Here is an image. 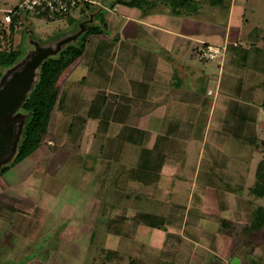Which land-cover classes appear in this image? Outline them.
Here are the masks:
<instances>
[{
	"label": "rangeland",
	"instance_id": "374dc122",
	"mask_svg": "<svg viewBox=\"0 0 264 264\" xmlns=\"http://www.w3.org/2000/svg\"><path fill=\"white\" fill-rule=\"evenodd\" d=\"M221 3L222 6H214L209 0H199L197 7L185 4L180 13L173 16L160 13L143 16V19L158 24H177L183 17L199 19L204 24V36L208 37V43L201 46L218 47L221 54L215 60L222 57L219 71L218 62L201 59L198 48V65L204 70L205 67L209 69L208 74L218 76L220 84L217 80L207 84L208 81L203 79L199 84V96L189 94L194 89H186L183 103H170L162 111L165 116L179 119L177 124L180 126L175 129L181 132L175 136V142L169 143V163L157 185V199L134 202L128 197L135 193L133 181L128 183L129 190L117 191L112 185L116 178L115 165L112 166L102 156L117 155L119 149L122 150L125 144L123 132L115 125L104 126L100 119L95 126L85 119L87 108L96 101L101 104L110 102L109 109L122 102L131 108V104L139 99L136 94L140 92L135 94V90L140 88L133 87L136 81L123 73L118 74L120 63H117V56L112 61L111 71L108 75L105 72L103 79L99 73H87L83 63L70 72V76L68 74L64 84L59 86L61 99L42 145L29 158L0 175V205H10L8 218H17L16 221L24 218L21 228L29 230L33 235L31 240L37 243L35 248H31L35 252L29 255V259L22 260L23 263L33 260L34 264H130L132 261L135 264H217L213 250L209 248L212 253H203V242H210L209 231L206 232L210 223L203 218L221 216L218 207H237V197L245 193L242 189L257 182V172L260 176L264 173V160L260 157L257 160L255 152L253 162L246 170L240 165L235 167L234 161L249 157L250 145L238 142V136L246 138V122L242 123L244 126L240 123L241 126L237 127L232 117L228 121L229 109L233 114L237 108L240 112L248 104L246 89L250 80L247 67L249 70L256 68L264 75V0H238L230 16L224 9L226 0ZM18 4L19 0H0V51L16 50L19 46L22 51L13 66L0 69V92L35 56V43L40 48L54 49L58 42L74 35L77 28L70 17L54 21L30 18L21 26L17 24L12 32L6 21L7 11L15 9ZM77 9L71 15L78 16ZM86 18L88 20V16ZM228 26L243 30L237 45L240 51L249 50L245 69L228 62L229 59L234 61L235 57L225 56V49L216 42L219 31L224 34ZM140 32L136 40H146L147 31ZM106 35L109 37L112 33L107 32ZM166 38L177 42L176 38ZM75 41L71 43L76 44ZM175 47L181 46L177 43ZM174 51L173 58L163 55L171 67L179 62L178 52ZM36 80L37 74L34 73L29 80L26 97ZM140 82L142 87L149 89L150 79L143 78ZM153 83L151 85L155 88L157 82L154 80ZM189 85L187 83V87ZM150 92L151 89L148 94L140 96L149 100ZM164 94L155 96L165 99L167 95ZM194 98L203 100V103L195 104ZM210 107H213L211 112ZM96 113L102 115L98 110L93 111L92 117L87 113V117L91 119ZM111 114L115 116L118 112L112 111ZM111 114L110 121L113 119ZM29 119L30 112L17 108L0 120V128L15 124L8 153L0 158V168L11 165ZM154 122L162 125V121ZM151 127L152 131L167 129ZM260 148L264 152V144ZM235 154L241 157H232ZM126 159L130 160H125L129 166L131 157ZM226 185H230V190H222ZM247 192L251 198L256 196L252 190ZM252 199L256 202L251 203V211L264 205L263 198ZM153 217L167 223H161L156 229L148 227L146 222L154 221ZM32 218H45V223H33ZM32 225L37 227L35 233L29 229ZM118 226L127 227L123 232L126 236L117 234ZM255 241L257 243L250 241L245 246L243 243L242 247L240 245L241 263L264 264V258L259 256L264 248L253 249L256 244L264 243V229ZM235 251L239 252L237 246ZM165 252L168 253L165 255ZM107 253H117V256L108 258ZM243 255L246 256L245 262ZM6 262L8 260H0V264Z\"/></svg>",
	"mask_w": 264,
	"mask_h": 264
},
{
	"label": "crops",
	"instance_id": "0c3cea01",
	"mask_svg": "<svg viewBox=\"0 0 264 264\" xmlns=\"http://www.w3.org/2000/svg\"><path fill=\"white\" fill-rule=\"evenodd\" d=\"M88 1L91 2L89 4L93 5V10H82L80 6L78 8L79 10L77 9L79 13L78 16L71 15L75 11L67 16L71 18L72 22H76L77 24V28L73 34L75 35L79 32V26L82 23L85 24V30L92 24V26L100 27L102 33L88 38L84 54L73 70L83 63L87 69V73H99L100 77L103 79L105 72H107L106 75H108V72L111 71V66L113 65L112 61L117 56V63H120L118 74L122 75L123 73L130 78V80L134 79L136 82L133 87L135 89L140 88V90H135V94L136 91L140 93L136 94L139 99L131 104V108L126 106L125 103L123 104V102L118 105V107L114 105L113 109H109L111 105L110 102L107 104L105 102L101 104L100 101L93 102L92 105L87 108V113L93 108L94 111H101L102 115L96 113V115L90 119L88 118L89 115L87 117L86 113V122H88V124L89 122H93L92 126H95L96 121L100 119L104 126L110 124L113 126L115 125L123 132L125 137L123 144L124 142L125 144L122 150L119 149L117 155H112L110 157L102 156L108 163H112V166L115 165L113 169L116 178L112 185L115 186L117 191L125 192L129 190L128 183L133 181L136 185L135 193L128 197H131L134 202L157 199L159 196L157 193V185H159L160 180H162L169 163V154L167 153L170 149L169 143L175 142V136L181 132H176L175 129V127L180 126L177 124V122H180L179 119L171 115L165 116V113L162 114V111L170 103H183V101L186 100L184 97L187 93L186 89H194L196 92L191 91L189 94H193L195 97L199 96L201 94L198 90L200 88L199 84L203 79L208 81L207 84H212L214 80H217L218 84H220V82L218 76L208 74L209 69L207 70L205 67L204 70L203 66L200 65V67L198 65L199 58L197 59L196 57V51L200 48L202 43H208V37L204 36L203 22L200 23L199 19L183 17L177 24H158L143 19V16L148 14H150V16H155L159 13L165 16H173L174 14L180 13V9L183 8L185 4L197 7L199 0H180L178 7H176L177 11L175 8L173 9V6H175L174 0L114 1L117 3H114L113 0ZM237 1L238 0H226L224 9H226L228 16L233 14ZM215 5L222 6V3H216ZM87 16L88 20H86ZM91 17L92 19L90 21ZM141 29L147 31L146 40L137 41L136 39L139 32L142 31ZM107 32L112 33V36H109L110 38L107 37ZM219 33L220 35L215 39L218 45L223 46L225 49V56L229 55L235 57L234 61L229 59L228 62L245 69L244 63L248 62L246 56L249 50L240 51L237 45L238 40L242 38L243 30L240 27L228 26L224 34L220 31ZM166 37L176 38L177 42L169 40ZM177 43L181 46L179 47L181 49L175 47ZM112 49H115V51L112 52ZM174 49L178 52L177 56L180 63L178 62L177 66L171 67V63L165 60L163 55L166 54L170 58H173ZM236 58L239 59L236 60ZM212 61L218 62V69L221 71L222 57L219 60ZM164 64L166 65L164 66ZM249 69L250 68L247 67V71L249 72H246L250 80V87L248 86L246 89L249 95L248 104L244 108H241L240 112L239 108H237V112L233 114V110L231 111L229 109L231 114L230 119L228 118V121H230L232 117L237 127L246 122V138L242 139L238 136V142H244L250 145L249 157L234 161L235 167L237 168L240 165L243 170H246L247 166L253 162L254 154L258 155L256 158L257 160H259L258 157H260V160L263 159V152L261 151L260 144L264 136V129H262V126H264V122L262 121V118L264 120V109L262 108L264 100V75H261L260 71L256 68ZM143 78L150 79L151 84L155 80L157 82L156 87L153 88L154 83L153 86L150 84L149 89L146 86L142 87V82H140V80ZM158 80L160 81L158 82ZM187 83H190L189 87H187ZM141 88L146 89V91L144 92ZM150 89V99L143 98L142 96H144V93L148 94ZM164 93H166L168 99H160L155 96V94L165 95ZM125 100L124 102H126ZM193 102H195V104H201L203 100L199 101V98H194ZM212 108L213 107H210L209 112H211ZM112 111H117L118 114L114 116V114H111ZM109 113L113 115L111 121ZM73 117L77 118L78 116ZM153 120L162 121L160 122L162 125H158L157 122ZM151 126H160L167 129L165 131H152L150 130ZM121 127L123 128L121 129ZM172 128H174V130ZM171 137L172 139H170ZM126 157H131L129 166L125 163V160H128ZM132 157L135 159L134 163H132ZM232 157L240 158L241 156L235 154ZM128 162H130V160H128ZM167 176L168 175H165V177ZM254 185L255 184H248L245 189H242L245 193L237 197V207H231V205H229V207L226 205L227 209L223 206L218 207L221 211V216L217 215V218L216 216L208 215L207 218H203L210 223V227L206 229V232L209 231L207 232V236L210 238V242H203V253L211 252L210 249L213 250V253H211L217 256L214 258L217 264H230L234 258L239 259L238 264H240L243 260L239 255L242 254L240 245L242 247L243 243L245 246L250 241L257 243V241H255L256 237L251 235L245 237L242 235L243 228L248 226L252 220L250 207L251 203L256 202V200L252 199L254 197L251 198V196H247V191H251ZM222 190H230V185H226ZM9 206L10 205L5 203L0 205V210L4 209L2 213H0V216H2V218H0V260H8V263L2 264H14L15 262L16 264H32L33 260H29L26 263L25 261L23 263L22 260H25L29 255L31 256L35 252L31 250V248H35L37 243L35 240H31L33 235H30L29 230L25 231L21 228L24 218H18L17 221V218H8L11 214V208H9ZM153 218L155 219L154 221L146 222L148 227L156 229L161 223H167L161 222L159 218ZM144 219L148 221L149 218ZM201 219L202 218L199 220ZM32 221L33 223H45V218H32L31 222ZM71 226L70 228H72ZM30 227L29 229L35 233L37 227L33 225ZM117 230V234L120 236L123 232L125 233L127 227L118 226ZM125 236L123 237L125 238ZM169 237L173 238L172 236ZM236 246L239 252L235 251ZM258 248H264V243L256 244L253 249ZM167 253L168 252H165V255ZM257 254L259 255V253ZM243 256L245 262L246 256ZM259 256L260 258H264V251Z\"/></svg>",
	"mask_w": 264,
	"mask_h": 264
},
{
	"label": "trees",
	"instance_id": "16d2710c",
	"mask_svg": "<svg viewBox=\"0 0 264 264\" xmlns=\"http://www.w3.org/2000/svg\"><path fill=\"white\" fill-rule=\"evenodd\" d=\"M116 1L118 2L119 0ZM179 1L180 0H174L175 6H173V9L178 7ZM222 1L223 0H209V2L213 5ZM81 9L92 10L93 5L84 3L81 5ZM18 22V19L13 18L11 22L8 23V28L13 32ZM101 33L102 31L100 27L92 25L89 26L80 36H78L75 41L76 44H72L70 42L62 46L56 55L48 56L40 63V66L35 69L34 73L37 74V80L30 89L28 96L26 97L25 95L23 102L18 107L30 112V119L24 127L22 141L17 147V151L11 165L2 166L0 168L1 176L6 174L12 167L21 163L23 160L35 153L42 145L43 139L50 127L55 108L61 99L59 86L78 64L81 56H83L88 38L94 35H100ZM21 54L22 51L20 46L16 50L9 49L8 51H0V69L4 70L13 66ZM1 75L2 73H0V77ZM262 108L264 109V100ZM93 111V108H91V111L88 113L89 117H91ZM261 144H264V139L261 141ZM262 175L263 176L258 175L257 172V182L251 189L254 191V194L256 195L254 197L256 199H264V173ZM251 218V223L243 228L242 235L245 237L251 235L256 237L257 240L264 229V205L256 208L254 211L252 210ZM115 256H117V253H107L108 258ZM135 263L136 262L132 261L130 264Z\"/></svg>",
	"mask_w": 264,
	"mask_h": 264
},
{
	"label": "water",
	"instance_id": "95a60500",
	"mask_svg": "<svg viewBox=\"0 0 264 264\" xmlns=\"http://www.w3.org/2000/svg\"><path fill=\"white\" fill-rule=\"evenodd\" d=\"M92 17L90 18L91 21ZM77 34L72 35L57 43L54 49L40 48L36 43L37 52L20 72L16 73L8 82L5 89L0 92V120L17 109L23 102L25 94L29 88V80L33 77L34 71L40 63L48 56L56 55L62 46L75 41L85 31V24L79 26ZM15 124L0 128V158L8 153V148L14 135ZM238 259L234 258L230 264H238Z\"/></svg>",
	"mask_w": 264,
	"mask_h": 264
},
{
	"label": "built area",
	"instance_id": "2783aa9c",
	"mask_svg": "<svg viewBox=\"0 0 264 264\" xmlns=\"http://www.w3.org/2000/svg\"><path fill=\"white\" fill-rule=\"evenodd\" d=\"M84 3H91L88 0H19L18 6L7 11L6 21L18 19V25L27 22L30 18L44 21H54L65 18ZM200 58L205 61L215 60L221 52L216 46L203 44L198 50Z\"/></svg>",
	"mask_w": 264,
	"mask_h": 264
}]
</instances>
